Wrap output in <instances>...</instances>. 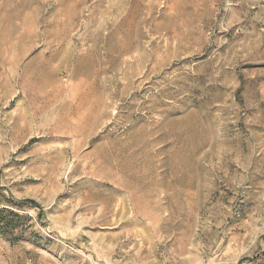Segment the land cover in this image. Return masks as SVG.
<instances>
[{
    "label": "rangeland",
    "instance_id": "374dc122",
    "mask_svg": "<svg viewBox=\"0 0 264 264\" xmlns=\"http://www.w3.org/2000/svg\"><path fill=\"white\" fill-rule=\"evenodd\" d=\"M3 207L0 264H264V0H0Z\"/></svg>",
    "mask_w": 264,
    "mask_h": 264
},
{
    "label": "trees",
    "instance_id": "16d2710c",
    "mask_svg": "<svg viewBox=\"0 0 264 264\" xmlns=\"http://www.w3.org/2000/svg\"><path fill=\"white\" fill-rule=\"evenodd\" d=\"M32 205V207H37L35 206L34 203L32 202H11L10 205H13L16 208H21L23 205L26 204ZM9 206V205H6ZM7 217L11 218H18V215L12 212L11 210L7 209L6 207L0 208V234L5 236L7 233L11 232L14 229V226H12L11 221L7 219Z\"/></svg>",
    "mask_w": 264,
    "mask_h": 264
}]
</instances>
